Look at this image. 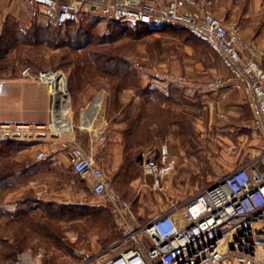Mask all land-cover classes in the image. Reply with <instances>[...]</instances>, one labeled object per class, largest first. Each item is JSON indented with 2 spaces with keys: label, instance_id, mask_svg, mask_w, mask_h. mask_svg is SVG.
Returning <instances> with one entry per match:
<instances>
[{
  "label": "rangeland",
  "instance_id": "rangeland-1",
  "mask_svg": "<svg viewBox=\"0 0 264 264\" xmlns=\"http://www.w3.org/2000/svg\"><path fill=\"white\" fill-rule=\"evenodd\" d=\"M214 14L223 19L230 18L225 14L223 17L219 16L215 8ZM34 17L43 24L48 23L40 6L33 2L0 0V38L8 25L12 26V30L20 27L27 29ZM234 22L237 21H232L229 28ZM12 23L19 25L14 26ZM54 32L56 31L53 30ZM56 34L58 53L56 55L52 50L53 55L47 59L49 62L51 60L52 66H48L47 70H61L66 76L68 87V83L69 86L72 84V64L85 67L83 78H80V73L76 70L73 75V82L79 86L75 96H71L74 111L92 102L98 93H105L106 134L111 130L109 134L112 137L115 129L117 132L126 131L131 124L132 114L150 113L153 106L161 103L163 99L159 92L173 86L162 82L159 76L163 72L199 82L232 75L228 65L222 62L204 41L173 26L153 30L126 24L117 27L100 15L92 14L81 15L78 25ZM240 35L242 36L241 32ZM242 38L264 51L252 41L243 36ZM15 56L9 57L10 62L15 60ZM261 65L264 67V58ZM106 69L120 74L127 71L131 73L128 72V78L120 81L103 74L102 70ZM8 75L6 72H0V80L12 78ZM117 82L124 85L118 91L115 90ZM180 89L179 94L186 96L187 103H191L189 98L194 99L197 94L205 96L212 93ZM143 91L147 96L142 94ZM137 94L141 95V98H136V106L132 107V99L137 97ZM147 98L153 100L151 105L146 104ZM186 108V126L181 130L180 136L164 135V111L159 107L160 115H156L154 119V136L148 134L149 137H145L144 133V136H139L138 144L132 139L136 146L132 152H125L122 164L117 169L111 166L103 167L109 185L119 204L125 209L126 219L135 228L148 223L160 213L162 207L180 203L258 153L257 148L262 140L255 138L249 129H242L244 125L251 124L253 118L249 117L241 125L235 124L234 121L233 125L227 122L228 125L224 126L222 133L205 131L198 126L201 115H197V109L190 105ZM215 112L220 119L222 114ZM118 115L121 118L116 121ZM195 118L199 122H195ZM76 119L77 116L74 115L73 122L78 131L79 124ZM231 128L233 132H228ZM75 139L84 148L90 149L98 162L106 141H92L87 133L80 134L79 131L76 132ZM15 142L29 144L34 141ZM163 143L181 148L183 159H176V171L155 185L153 178L143 173L140 163L136 164L130 160L148 147L157 151ZM42 150L46 153V158L43 161L35 159L39 166L25 175L21 174L20 178L10 179L12 186L3 191L5 195L0 196L3 197L0 198V205L3 204V212L0 211V240L3 238L1 236L9 235L10 230L15 229V224H12L8 233L4 231V221L9 217L4 213L17 211H26L30 217H37L36 219L42 217L38 221L45 224L47 230L53 232V236L47 237V234L39 231L24 233L27 236L20 243L22 247L19 249L20 244L9 235L2 240L6 244L0 241V264H95L118 250L124 232L122 223L109 205L92 195L87 180L72 171V174L67 172L70 166L66 145L60 150L59 156L53 159L49 147L45 146ZM53 210H58V217H47L48 212ZM103 210H106L107 214L100 216L103 215ZM16 250L14 256L6 260L3 258L4 253Z\"/></svg>",
  "mask_w": 264,
  "mask_h": 264
},
{
  "label": "built area",
  "instance_id": "built-area-1",
  "mask_svg": "<svg viewBox=\"0 0 264 264\" xmlns=\"http://www.w3.org/2000/svg\"><path fill=\"white\" fill-rule=\"evenodd\" d=\"M40 6L54 24L63 26L81 15L98 14L109 23L145 26L148 30L173 26L200 40L229 65L233 74L206 82L163 72L162 82L204 92L243 90L254 111L246 125L262 140L256 156L244 161L206 188L180 203L160 209V213L140 228L126 219L125 209L109 185L103 167L74 136V111L67 79L61 70L34 73L24 67L19 77L44 86L50 97L49 121L43 125L6 123L0 118L1 141L60 140L69 150V166L84 178L92 195L109 205L124 229L118 250L95 264H264V51L245 42L239 24L229 28L214 14L215 0H25ZM7 81L0 80V105ZM107 95L98 93L78 113V128L89 132L92 141L104 143V110ZM223 117V115H221ZM140 165L145 175L158 185L172 175L177 162L167 143L157 151H141ZM46 157L39 151L37 160ZM27 256V255H26Z\"/></svg>",
  "mask_w": 264,
  "mask_h": 264
},
{
  "label": "crops",
  "instance_id": "crops-1",
  "mask_svg": "<svg viewBox=\"0 0 264 264\" xmlns=\"http://www.w3.org/2000/svg\"><path fill=\"white\" fill-rule=\"evenodd\" d=\"M214 8L219 16L223 17L224 14L225 16L229 15V19L224 18V22L227 27L231 25L232 21H237L242 36L245 39L252 41L257 47L264 49V0H215ZM46 19L48 22L51 21L47 17ZM34 20L37 24H43L42 22H39L37 18H35ZM228 67L230 68V73L233 74L232 68L229 65ZM19 73L13 78L5 79V81H7V91L2 101V109L0 111L1 120L6 123H25L37 125H43L47 123L49 121L50 97L47 93L46 88L35 83H27L22 81L19 77ZM171 87L177 90H181L180 88H175L173 86ZM167 89H164L162 91L166 95L169 94V97L171 98H169V100H162L160 104L162 110L164 111L163 120L165 121V136H172V134L174 136H180L181 130L186 126V107L188 105L194 106L197 109V115H201V121L198 126L204 128L205 131L214 130L222 133L225 130L224 126L228 125L227 122L233 125L234 121L235 124L238 123L239 125H241L242 123H244V120L248 119L249 117H254V111L249 106V97L243 90H233L229 92L217 91L208 93L205 96L202 94H197L194 99H188L189 101H191V103H187L186 96H180L179 91L175 96V93H171L170 89ZM136 96L137 97H134L132 99V107L136 106V103L138 101V99L136 98H141V96L138 94ZM152 103L153 100L147 98L146 104L151 105ZM82 108L83 107H79L78 109H76L77 111H74L75 109L73 108L74 115L77 116ZM215 111H218L219 114L221 113L223 117L219 119ZM141 115V113L132 114V119L138 121ZM147 116L149 118V121H151L152 118L150 117L149 113H147ZM120 118L121 116L118 115L116 121H119ZM76 120H78V116ZM152 121H154V119ZM195 122H199V120L195 118ZM104 124L106 142L103 146L104 150L100 152L98 164L101 167L111 166L113 169H117L122 164V160L124 159L125 154L123 136L122 133L117 132L116 129L114 131L112 130L114 133V137L109 134L111 133V130H108V134H106L107 121L105 116ZM243 128L247 129L246 125H244L242 129ZM154 130L155 124L153 122L147 127V133L150 136H154ZM78 131L80 134L87 133L88 136L90 135L89 132H81L80 130ZM78 131L76 130L75 125L74 134L71 135L68 133L65 134V136L75 137L76 132ZM228 132H233L232 128L228 130ZM64 145L66 144L57 139L50 141L40 140L31 142L28 146H26V148L18 152L17 160L18 162L24 164L26 167H29L34 162L42 161L37 160L34 155H37L39 151H43V147L47 146L51 149V158L53 159L56 156H59V153H61L60 150L63 149ZM150 148L153 147H148L146 149ZM168 148L170 156L172 158H174L175 160L179 158L183 159V152L181 148L169 145ZM68 158L69 155L67 157V160ZM35 159L37 161H35ZM130 161L138 164L140 163V156H135L134 158L131 157ZM69 168L70 167H68V169ZM67 172L72 174L71 168L70 170H67ZM132 185L133 184L131 182L130 187H132ZM205 186H207V184L204 185V187ZM53 200L54 199H51V201Z\"/></svg>",
  "mask_w": 264,
  "mask_h": 264
},
{
  "label": "trees",
  "instance_id": "trees-1",
  "mask_svg": "<svg viewBox=\"0 0 264 264\" xmlns=\"http://www.w3.org/2000/svg\"><path fill=\"white\" fill-rule=\"evenodd\" d=\"M36 17L33 18L32 24L27 28H17V30L13 29L12 26L8 25L3 30V36L0 38V72L1 73H8V77H15L24 67L29 66L34 73H39L41 71L47 70L48 66H52V62L50 60L47 61L48 58H50L53 54V51L58 53V34L56 32L62 31L64 29L76 26L79 24V20L72 24H66L63 26H58L54 24L53 22H48L47 24H37L34 20ZM112 24V23H111ZM14 26H18V23H12ZM113 25L119 27L122 26L120 23H113ZM138 27V26H137ZM141 27H144L145 30H148L145 26L141 25ZM56 32L53 33V30ZM17 53V54H15ZM12 55L15 56V60L10 62V58ZM73 65V71L71 74V82L72 84L68 83V90L70 92V96H75L77 88L79 86H76L73 82V75L75 73V70L80 73V78H83L85 67H80L78 65ZM23 66V67H22ZM21 67V69H20ZM51 69V68H50ZM103 74L108 75L113 78H117L120 81H123V79L128 78V72L120 74L117 71L113 70H102ZM131 73V72H129ZM79 78V79H80ZM118 84L115 85V90L118 91L122 85L120 82H117ZM171 93H175V95L178 93L177 89L169 88ZM147 91V89H146ZM155 91L153 90L152 93ZM160 95L162 96V99L169 100V94H164L163 92ZM142 94L147 93L145 91L142 92ZM141 96V95H140ZM161 103L156 106L152 107V110L150 109V117L152 118L151 121H149V118L147 116V113H141L142 115L139 117L138 121H135L134 119H131L130 125H128V128L126 131H122V136L124 140V146H125V152H132L134 150V147L139 142V136L145 135L147 137V127L155 122L152 121L155 119L156 115H160L159 107ZM164 132V129H163ZM145 133V134H144ZM149 137V135H148ZM132 139L134 141H132ZM28 143H21V142H15V141H1L0 142V196L5 195L3 194V191H6L8 188L12 186V183L10 182V179L14 178H20L21 174H24L30 170H35L39 165L37 162H34L31 166H25L24 164L18 162L17 155L18 152L26 146H28ZM138 157V156H137ZM43 161V160H42ZM71 168V167H70ZM72 171V170H71ZM73 172V171H72ZM9 190V189H8ZM1 199L3 197H0ZM2 201V200H1ZM50 206H53V204H48ZM3 204L0 205V211L3 212ZM60 213L58 210H53L48 212L47 217H58ZM106 210H103V215H106ZM5 216H9L7 220L4 221V231L6 233L9 232L8 228L15 224V229L10 230L8 233L12 238L15 239L16 243L20 244L23 242L24 238H26L27 232H34L37 231L41 232L42 234H47V237L52 238V231H48L45 224L43 225L38 220L42 217H38L39 219H36L34 217H30L29 214L26 211H17L14 212H8L4 213ZM20 215V216H16ZM16 225L18 227H16ZM50 233V236H49ZM9 235L1 236L3 237L0 241L2 244H6V242H3L6 238L9 237ZM22 235V236H21ZM3 240V241H2ZM22 245L18 247L21 249ZM17 253L16 251L7 252L4 253V259H9L10 257L14 256Z\"/></svg>",
  "mask_w": 264,
  "mask_h": 264
}]
</instances>
